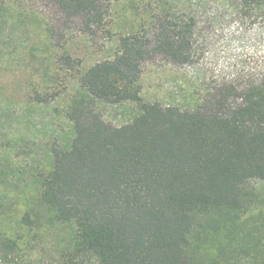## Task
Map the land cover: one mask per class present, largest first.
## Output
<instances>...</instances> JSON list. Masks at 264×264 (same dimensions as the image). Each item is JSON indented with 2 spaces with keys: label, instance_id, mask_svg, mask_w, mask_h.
<instances>
[{
  "label": "trees",
  "instance_id": "1",
  "mask_svg": "<svg viewBox=\"0 0 264 264\" xmlns=\"http://www.w3.org/2000/svg\"><path fill=\"white\" fill-rule=\"evenodd\" d=\"M3 1L0 21L5 13H33ZM140 2L126 29L108 19L111 0H49L58 26L37 18L54 48L73 27L90 41L98 32L115 41L112 55L79 78L66 111L71 136L50 147L48 167L36 177L40 203L50 224L69 229L67 264H247L211 260L194 238L200 218L214 210L247 212L254 197L246 184L264 181V60L205 89L192 109L144 101L141 75L157 56L193 64L205 24L218 13L237 24H264V0ZM60 59L72 65L69 56ZM99 100L131 102L138 113L113 125L95 109ZM23 220L34 223L28 213ZM20 247V237L0 231V248Z\"/></svg>",
  "mask_w": 264,
  "mask_h": 264
},
{
  "label": "rangeland",
  "instance_id": "2",
  "mask_svg": "<svg viewBox=\"0 0 264 264\" xmlns=\"http://www.w3.org/2000/svg\"><path fill=\"white\" fill-rule=\"evenodd\" d=\"M140 1L111 0L108 19L116 28H129L136 19L131 6ZM3 2L29 6L33 13L20 19L5 13L0 21V231L20 237L21 245L10 253L0 248V264H67L69 229L48 222L36 177L48 167L50 147L63 145L71 136L66 111L80 76L96 61L110 57L115 41L101 32L90 41L73 27L56 49L37 21L52 18V25L58 26L49 0ZM220 15L205 24L207 34L193 64L176 65L158 56L143 63L144 101L192 109L198 97L209 93L205 89L264 60V24H237ZM66 55L71 66L56 61ZM35 94L44 101H36ZM94 106L105 121L117 126L138 113L131 102L99 100ZM246 189L254 197L247 212L219 209L200 218L194 244L209 259L220 263L237 257L249 259L247 264H264V181L250 180ZM27 213L34 223L23 220Z\"/></svg>",
  "mask_w": 264,
  "mask_h": 264
}]
</instances>
